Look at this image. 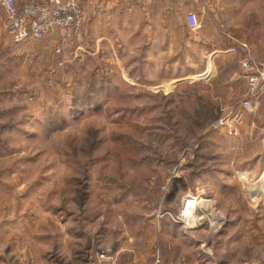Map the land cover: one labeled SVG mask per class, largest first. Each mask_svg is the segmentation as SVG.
Returning a JSON list of instances; mask_svg holds the SVG:
<instances>
[{
	"label": "rangeland",
	"instance_id": "1",
	"mask_svg": "<svg viewBox=\"0 0 264 264\" xmlns=\"http://www.w3.org/2000/svg\"><path fill=\"white\" fill-rule=\"evenodd\" d=\"M186 15L183 31H154L167 66L153 73L142 19L125 37L133 57L81 35L61 54L54 38L15 47L1 30L0 264H95L103 235L127 234L137 255L151 242L144 264L157 252L161 264H264V144L247 162L241 134L213 127L246 93L228 51L241 39L223 33L222 10L198 30ZM186 196L200 203L189 219Z\"/></svg>",
	"mask_w": 264,
	"mask_h": 264
},
{
	"label": "crops",
	"instance_id": "2",
	"mask_svg": "<svg viewBox=\"0 0 264 264\" xmlns=\"http://www.w3.org/2000/svg\"><path fill=\"white\" fill-rule=\"evenodd\" d=\"M18 1L23 3L25 0ZM216 10H222L225 36L229 37L233 32L239 33L241 40L238 42H248L258 56L264 57V0H84L85 23L80 37L81 39L85 38L84 41L87 42L88 37L91 36L96 40L98 49L101 46L103 48L108 47L112 50V55L118 58L125 54H130L133 57L132 55L141 48L137 45H131L129 39L125 37L131 35L135 39L136 33L142 28L140 19L145 23L147 21L149 24L142 29L147 31V36H149L146 47H143V59L146 72L153 73L152 70L155 72L158 66H160L158 70L161 69L162 65L167 66V43H165L166 41L158 42L154 31L159 33L157 36L159 38L162 37V33L167 31L176 32V29L183 31L186 28L184 26L185 14L189 11L196 12L198 17L202 19L204 13L210 16ZM171 11H174L178 16L179 26L168 24V14L169 12L172 14ZM139 12L143 14V17L139 16ZM0 13L2 14L0 15L2 16L1 20H3L0 24L1 33V30L6 31V28L4 12L1 10ZM237 18H239L238 22ZM182 19L184 20L183 24L181 23ZM235 29H239L238 32H235ZM225 39L229 42L231 40L224 37V43ZM26 42L12 43V45L21 46ZM8 46L9 43L2 42L0 39V50L6 49ZM125 70L127 69L125 68ZM126 73L131 77V71L128 70ZM160 73L159 80L152 83L160 84L162 80L167 79L165 75L161 77L162 74ZM240 139V148L245 147L247 149L245 160L247 162L254 160L259 162L260 159L252 158L249 153L252 151L251 145L264 144V104L256 107L254 112L245 113ZM249 146L251 148L248 152ZM242 159H244V155L241 157ZM256 165L257 163L253 164V168H256ZM263 175L264 173H262L261 178ZM135 236L133 234L121 235L119 240L114 239L109 244L107 239L109 235H103L101 246L99 244L100 249H98L100 253L96 255L95 264H144L145 261L148 262L151 255L148 247L151 242L145 239L144 249L141 252L138 250L140 253L137 255L136 247L139 239L135 240ZM167 237V245H173L174 241H178L174 236ZM181 241L179 236V242Z\"/></svg>",
	"mask_w": 264,
	"mask_h": 264
},
{
	"label": "built area",
	"instance_id": "3",
	"mask_svg": "<svg viewBox=\"0 0 264 264\" xmlns=\"http://www.w3.org/2000/svg\"><path fill=\"white\" fill-rule=\"evenodd\" d=\"M4 12V25L13 43L21 44L29 40L42 41L55 39V52L61 54L65 46L84 30V0H0V11ZM187 25L192 30L201 27L196 12L186 15ZM238 53L241 76L244 79L246 93L233 106L225 108L214 122L215 129H222L232 137L241 134L246 112H254L264 104V59H259L248 42H238L228 49ZM197 197L186 196L182 216L189 219L196 212ZM198 202V199H197ZM195 205V206H194ZM160 253L155 254V264H161Z\"/></svg>",
	"mask_w": 264,
	"mask_h": 264
},
{
	"label": "bare ground",
	"instance_id": "4",
	"mask_svg": "<svg viewBox=\"0 0 264 264\" xmlns=\"http://www.w3.org/2000/svg\"><path fill=\"white\" fill-rule=\"evenodd\" d=\"M262 179H264V175H263ZM263 191H264V190H263ZM261 193H262V192H261ZM258 194H259V193H257V195H258ZM255 196H256V195H255ZM201 201H204V200H201ZM201 201H200V202H201ZM198 203H199V202H197V199H196L194 204L197 206ZM195 205H194V206H195Z\"/></svg>",
	"mask_w": 264,
	"mask_h": 264
},
{
	"label": "trees",
	"instance_id": "5",
	"mask_svg": "<svg viewBox=\"0 0 264 264\" xmlns=\"http://www.w3.org/2000/svg\"><path fill=\"white\" fill-rule=\"evenodd\" d=\"M176 189V184L174 185V190Z\"/></svg>",
	"mask_w": 264,
	"mask_h": 264
}]
</instances>
